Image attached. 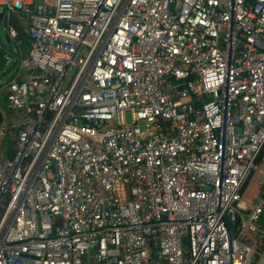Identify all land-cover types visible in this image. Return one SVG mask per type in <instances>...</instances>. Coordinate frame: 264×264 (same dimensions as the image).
Listing matches in <instances>:
<instances>
[{
	"label": "built area",
	"instance_id": "2783aa9c",
	"mask_svg": "<svg viewBox=\"0 0 264 264\" xmlns=\"http://www.w3.org/2000/svg\"><path fill=\"white\" fill-rule=\"evenodd\" d=\"M0 12L29 43L3 85L23 116L0 107V264H264V0Z\"/></svg>",
	"mask_w": 264,
	"mask_h": 264
},
{
	"label": "crops",
	"instance_id": "0c3cea01",
	"mask_svg": "<svg viewBox=\"0 0 264 264\" xmlns=\"http://www.w3.org/2000/svg\"><path fill=\"white\" fill-rule=\"evenodd\" d=\"M4 22V20L1 18V22ZM12 25L14 26V28L17 30V33H18V36H17V39H16V42L17 44L15 43V46H16V52L15 53H12L10 52L9 50V53H10V59L9 61L7 62L6 65H8L10 62H13L12 61V58L13 56L15 57H18V54H19V50L21 52V54L23 56H26L27 53H28V49H29V43H28V40H27V32H26V25L23 24L22 22H20L18 19H13V21L11 22ZM7 37V36H6ZM11 40L8 39V42L9 43ZM16 64V62H13ZM23 75L24 73H21V77L23 78ZM11 79V78H10ZM0 92H3V103L0 104V107L2 108L3 110V113L6 117V121L7 122H13L15 121L16 119H20L22 118V112H19V111H8L6 110V112H9V120L7 119V115H6V112H4V103H5V90L3 89V86L2 88H0ZM15 136V129H11L8 131V134L4 137H1L2 140L4 139L5 141V145L2 146V144L0 143V156H11L13 154V138Z\"/></svg>",
	"mask_w": 264,
	"mask_h": 264
},
{
	"label": "rangeland",
	"instance_id": "374dc122",
	"mask_svg": "<svg viewBox=\"0 0 264 264\" xmlns=\"http://www.w3.org/2000/svg\"><path fill=\"white\" fill-rule=\"evenodd\" d=\"M5 23L2 21L0 22V44L2 46H4L7 50H9L12 53H15L16 51V46L15 43L13 41H10L9 43L6 42V28H5ZM18 69V65L10 62L8 65H5L3 67L2 70H0V88H2V86L8 82L10 80V78L14 75V73L17 71ZM71 74L68 76V78H70ZM3 103V92H0V104ZM4 112H6V110L4 109ZM9 112H6L7 115V119L9 120ZM127 120L130 121L129 115L127 114L126 116ZM0 143L2 144V146L5 145V141L4 139L2 140V138L0 137ZM259 182L256 176H254L244 195V198L246 199H251L253 197V195L255 194V192L257 191Z\"/></svg>",
	"mask_w": 264,
	"mask_h": 264
},
{
	"label": "water",
	"instance_id": "95a60500",
	"mask_svg": "<svg viewBox=\"0 0 264 264\" xmlns=\"http://www.w3.org/2000/svg\"><path fill=\"white\" fill-rule=\"evenodd\" d=\"M3 12H0V22H1V18H2ZM6 42H8V38L6 37ZM10 57V53L9 51L0 44V70L3 69V67L7 64V62L9 61ZM251 177V174H249V176L247 177V179L245 180L242 188H241V192L244 190L245 186L247 185L249 179ZM258 224L260 225V227L262 228L264 226V213L261 214L259 220H258ZM255 258H257V256L255 255Z\"/></svg>",
	"mask_w": 264,
	"mask_h": 264
},
{
	"label": "trees",
	"instance_id": "16d2710c",
	"mask_svg": "<svg viewBox=\"0 0 264 264\" xmlns=\"http://www.w3.org/2000/svg\"><path fill=\"white\" fill-rule=\"evenodd\" d=\"M13 154H14V147H13ZM13 154H12V155H13ZM12 155H11V156H12Z\"/></svg>",
	"mask_w": 264,
	"mask_h": 264
}]
</instances>
